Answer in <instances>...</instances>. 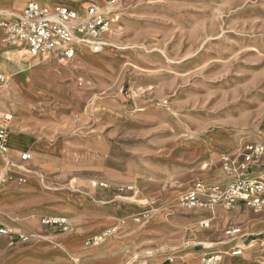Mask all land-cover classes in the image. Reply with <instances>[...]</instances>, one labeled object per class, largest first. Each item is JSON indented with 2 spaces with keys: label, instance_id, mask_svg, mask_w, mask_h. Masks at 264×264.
I'll use <instances>...</instances> for the list:
<instances>
[{
  "label": "rangeland",
  "instance_id": "1",
  "mask_svg": "<svg viewBox=\"0 0 264 264\" xmlns=\"http://www.w3.org/2000/svg\"><path fill=\"white\" fill-rule=\"evenodd\" d=\"M24 1H17L22 6L17 13ZM98 1L107 0L87 2ZM113 13L100 52L86 50L84 59L59 57L54 66L23 67L18 82L28 78L32 86L23 91L5 72L0 111L13 116L12 131L50 143H34L29 163L67 174L66 186L77 196L119 207L121 214L107 217V230L92 241L135 229L137 239H128L126 250L130 264L154 259L173 264L194 250H202L197 264L214 254L222 256L218 264H264V239H244L242 230L236 239H194L213 223L196 214L227 209L223 204L191 208L182 203L197 184L223 192L239 172L227 173V158L241 162L245 145L264 144V0H119ZM4 45L0 39V51ZM60 67H72L64 77L63 98L57 97L55 82L63 74ZM262 159L240 171L242 177L264 180ZM252 171L260 173L250 177ZM94 180L110 187H95ZM7 186L22 185L14 180L0 189ZM122 186L132 189L118 191ZM233 226L238 227L223 234L229 236ZM236 249L242 254L233 255Z\"/></svg>",
  "mask_w": 264,
  "mask_h": 264
},
{
  "label": "crops",
  "instance_id": "2",
  "mask_svg": "<svg viewBox=\"0 0 264 264\" xmlns=\"http://www.w3.org/2000/svg\"><path fill=\"white\" fill-rule=\"evenodd\" d=\"M14 1L7 8L11 7L17 11L22 6L18 5V0ZM29 1L31 0L24 1V8ZM35 1L50 9L57 5L67 6L77 10L81 15L85 14L88 5L92 3L100 4V1L90 3L87 2L88 0H82L85 4L81 9H78L64 4V1L68 0H56V2L60 3L55 5L44 4L40 0ZM0 4H3V2H0ZM13 16L4 13L0 18L3 38H5L7 33L5 23H15L17 21L18 16ZM21 49L25 50L22 54L19 53ZM10 56H14L18 60L10 63L8 61ZM28 56L33 57L28 53L25 46L4 45L0 51V58L3 59L0 73L3 75H5V72L10 74L12 83L19 86V72L23 67L27 68L38 63H42L45 66H54L60 63L58 61H61L57 57L46 55L43 58L37 56L40 57L39 60L32 62ZM61 69L63 74L55 82L56 84L59 83L57 97L63 98L65 96L64 77L71 74L72 67L70 69L60 67ZM52 71L55 70L52 69ZM0 83L3 84L5 81L0 80ZM43 92L44 94H53L50 90H44ZM20 133L18 136L14 134L11 123L9 156L19 161L21 154L28 151L31 153L32 158L23 162L19 167H14L15 163H12L10 170L14 173L24 174L26 181L20 187L7 186L0 189V222L13 226L18 230L34 233L35 236L28 242L14 241L10 237L0 236V264H130L132 254L126 250L131 245L128 239H137L135 229H123L111 237L101 236L95 242L92 241L93 238L98 237L107 230L104 229L107 224L106 218L120 215L121 209L112 205L103 207L92 203L86 195L77 196L72 193L71 189L66 186L70 177L65 173L43 171L42 169L44 168L34 169L35 167L29 163L34 159L35 154L31 150L32 145L37 143L41 146H50L49 140L48 138L39 140L32 135H28L25 131ZM4 160V156L0 153V163ZM262 162L264 163V159H262ZM45 169L47 168L45 167ZM30 171H32V175H29ZM258 173L260 172L252 171L250 177L256 176ZM134 176L137 185L142 187L140 176L137 174H134ZM217 177H221V175H217ZM48 215L66 216L70 219V228L65 230L61 226L43 224L42 218ZM202 215L211 217L212 227L206 232H200L199 236L196 235L194 239H236L235 236H225L223 234L225 229L232 225L241 228L243 233L247 235L244 239H264V211H255L254 208L252 209L246 204H237L229 210L223 208V206H217L216 209L197 213L195 217ZM189 216L193 217L191 213ZM185 217L180 218V220L187 221L188 218ZM259 235L261 237H256ZM185 238V236H181L178 239ZM200 251L202 250H194L188 254L179 255L181 261L173 264H197L198 258L196 254ZM232 258L227 261L229 263L233 262ZM165 260L154 259V262L150 263L162 264Z\"/></svg>",
  "mask_w": 264,
  "mask_h": 264
},
{
  "label": "built area",
  "instance_id": "3",
  "mask_svg": "<svg viewBox=\"0 0 264 264\" xmlns=\"http://www.w3.org/2000/svg\"><path fill=\"white\" fill-rule=\"evenodd\" d=\"M119 0H107L104 5L92 3L87 6L85 14L81 15L77 10L57 5L53 9L39 4L35 0L27 3L26 7L17 16L15 23H5L7 33L5 41L7 45L25 46L28 53L33 56L51 55L66 59L75 58L78 55L79 46L85 50L98 53L104 43L101 37L106 33L114 20L116 4ZM0 80L5 81V75L0 73ZM13 116L0 111V153L4 157L10 154V129ZM264 155L263 143H249L242 151L241 162L237 159H228L225 169L228 174H235V180L223 191L211 188L203 189L197 184L194 189L187 192L182 198L183 205L187 207H205L209 205L223 204L227 209L237 204H247L255 210L264 208V180L243 178L240 171H249L251 164L260 156ZM32 158L30 152H23L19 161L6 158L0 164V184H8L17 181L23 185L26 177L10 170L12 163L19 167L23 162ZM92 184L99 188H109L107 182L94 180ZM118 191L132 189L130 186L118 187ZM42 223L50 226H61L63 229L70 228V220L65 217L48 216L42 219ZM209 221H203L204 227L209 226ZM241 232L239 227H231L226 231L229 236H235ZM0 236L10 237L14 241L28 242L35 235L15 229L14 227L0 222ZM101 237V236H100ZM99 237V238H100ZM233 255H241L242 249H236ZM222 260L219 254L211 255L204 259V264H218ZM139 264H148L141 261Z\"/></svg>",
  "mask_w": 264,
  "mask_h": 264
},
{
  "label": "bare ground",
  "instance_id": "4",
  "mask_svg": "<svg viewBox=\"0 0 264 264\" xmlns=\"http://www.w3.org/2000/svg\"><path fill=\"white\" fill-rule=\"evenodd\" d=\"M14 0H0V2H3V4H0V18L2 17V15L4 13H8L10 16L11 15H18L19 13L16 12V10L14 8H7V6H10L9 4H11ZM15 2V1H14ZM45 3H48V4H55V3H58L56 2V0H45L44 1V4ZM19 4V3H18ZM20 5V4H19ZM22 5V4H21ZM68 5H71V6H74L76 8H79L80 6L84 5L83 1L82 0H70V2L68 3ZM23 9V8H22ZM13 16V17H14ZM0 39L2 40L3 39V36H2V29H0ZM107 45L108 46H113V43L112 42H107ZM79 54L80 56H82V58L84 59L85 57V54H86V50H84L81 46H79ZM87 57V56H86ZM24 77V75H23ZM24 87H27L28 89L32 86H31V81L30 79L27 78V83L21 78V82H20V89L23 91L22 88ZM184 261V260H183Z\"/></svg>",
  "mask_w": 264,
  "mask_h": 264
}]
</instances>
